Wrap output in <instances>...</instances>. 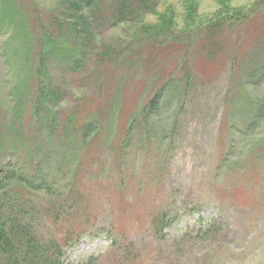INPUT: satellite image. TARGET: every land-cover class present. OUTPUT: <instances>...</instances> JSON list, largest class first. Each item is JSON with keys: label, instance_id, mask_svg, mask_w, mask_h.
I'll return each mask as SVG.
<instances>
[{"label": "rangeland", "instance_id": "374dc122", "mask_svg": "<svg viewBox=\"0 0 264 264\" xmlns=\"http://www.w3.org/2000/svg\"><path fill=\"white\" fill-rule=\"evenodd\" d=\"M59 1L35 0L34 6L39 5L38 15L47 20ZM188 1L160 0L157 14L147 15L143 23L154 24L160 14L173 9L171 28H182ZM192 1L197 2L201 22L224 10L254 6L258 12L228 32L226 53L211 63L198 59L193 64L195 93L184 107H179V96L159 115V131L169 129V118H176L169 147L167 140L165 145H134L121 165L104 137L82 148L81 188L88 212L80 223L89 224V229L68 250L71 262L94 257L97 264H264V112L259 123L247 127L253 114L246 104L264 106V39L257 37L264 33V0H227L223 10L220 0ZM27 15L20 12L17 22ZM14 22V17L0 13V131L3 114L13 110L18 99L15 87L27 82L24 70L31 66L28 30L16 28ZM106 34L105 42L122 41L129 31L121 26ZM182 46L167 48V60L158 71L168 74L176 68ZM93 68L90 62L86 71ZM140 80H132L131 93L126 94L133 107L143 96ZM106 81L104 91L98 92L88 80L65 77L70 95L60 107L62 117L72 111L84 117L110 106L120 81L114 75ZM26 122L32 124L31 115ZM13 145H2L3 159L11 157ZM159 215L174 222L157 234L152 221Z\"/></svg>", "mask_w": 264, "mask_h": 264}, {"label": "trees", "instance_id": "16d2710c", "mask_svg": "<svg viewBox=\"0 0 264 264\" xmlns=\"http://www.w3.org/2000/svg\"><path fill=\"white\" fill-rule=\"evenodd\" d=\"M220 1L222 10L226 9L227 0ZM34 4L35 0H0L1 16L14 17L16 28L28 30L26 52L32 55L31 66L24 70L27 82L15 87L18 99L13 110L3 114L0 131V264H97L94 257L79 263L67 258L68 250L89 229V224L80 223L88 212L87 195L81 188L82 148L104 137L121 165L134 145H165L167 140L169 147L176 118H169V129L159 131V115L179 96V107H184L195 93L193 64L198 59L211 63L226 53L228 32L255 15L258 8L224 10L201 22L197 2L190 0L184 26L171 28L176 19L173 9L160 14L154 24L143 23L147 15L157 14L160 0H61L47 20L38 15L39 5ZM20 12L28 15L17 22ZM121 26H127L129 36L105 42L106 33ZM260 35L263 40L264 33L257 37ZM180 44L176 68L168 74L158 71L167 60V48ZM90 62L92 72L86 71ZM110 75L120 81L115 98L110 96V106L84 117L78 111L62 117L60 107L70 95L65 77L88 80L103 92ZM137 78L143 96L133 107L126 94L131 93L130 82ZM244 83H239L240 88ZM254 102L246 103L253 114L247 127L263 116L262 102ZM235 105L241 110V104ZM30 115L29 126L26 119ZM13 143L11 157L3 159V146ZM23 148L25 152H21ZM173 222L159 215L152 226L158 234Z\"/></svg>", "mask_w": 264, "mask_h": 264}]
</instances>
